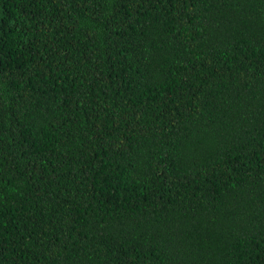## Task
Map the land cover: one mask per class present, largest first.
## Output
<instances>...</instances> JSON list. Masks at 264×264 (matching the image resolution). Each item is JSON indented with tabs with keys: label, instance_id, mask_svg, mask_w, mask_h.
I'll use <instances>...</instances> for the list:
<instances>
[{
	"label": "trees",
	"instance_id": "trees-1",
	"mask_svg": "<svg viewBox=\"0 0 264 264\" xmlns=\"http://www.w3.org/2000/svg\"><path fill=\"white\" fill-rule=\"evenodd\" d=\"M0 264H264V0H0Z\"/></svg>",
	"mask_w": 264,
	"mask_h": 264
}]
</instances>
